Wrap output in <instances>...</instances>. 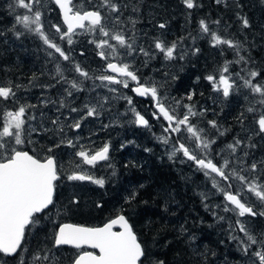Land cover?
<instances>
[{"label": "snow or ice", "instance_id": "obj_1", "mask_svg": "<svg viewBox=\"0 0 264 264\" xmlns=\"http://www.w3.org/2000/svg\"><path fill=\"white\" fill-rule=\"evenodd\" d=\"M53 2L58 6L62 17V23L49 25V28L57 34L54 39L66 41L71 45L78 30L91 35L92 39L88 42L95 46L97 55L104 61V74L95 76L94 79L105 86L113 85L110 89L113 93L118 91V86L129 88L130 82H134L136 87L131 89L132 92L141 97H151L155 101L157 111L153 112L152 116L167 122L163 128L165 135L160 139L165 145L172 141L173 151L169 154V159L182 156L192 162L211 181L213 188L221 193L226 212H235L238 217H245L246 214L251 217L264 216V212H257L245 200V194H248L264 202V159H257L252 154L256 148V144L251 142L252 136L246 137L249 141L247 144L244 139L234 137L233 142L226 145L227 151L224 149L216 151L218 138L224 135L217 121H207V127L216 130L215 135H211L206 128L198 127L193 122V118L198 115L193 105H183L186 111L182 116L177 115L174 110H169L161 100L157 86L150 82H142L130 62L137 55L151 59L156 52L162 54L166 60H173L177 56V42L166 44L157 39L148 50L135 43L127 31V24L134 25L135 22L131 17L124 16L128 6L122 0H87L86 8L77 7L75 0H53ZM183 2L188 9L197 7L196 0H183ZM217 3H220V0H217ZM9 7L23 10V14L15 15V25H20L24 30L40 36L49 49L54 50L63 61L71 63L72 57L54 42V39H50L45 31L44 17L47 10L42 0H14ZM135 11L136 9H133V13ZM239 19L243 27H249L246 17L239 16ZM215 23L218 24L219 21ZM199 26L202 34L210 37L211 46L226 45L236 50L239 57L234 62L226 61L218 72L208 75L205 79L210 82L213 91L222 94L224 98H228L242 84L256 101L247 108V112L253 115L256 126V131L252 135L264 136V80L260 79L264 77V70H256L250 57L246 59L239 54L241 45L213 32L206 20L201 19ZM158 27L164 29L166 25L161 23ZM23 34V31H16L17 37ZM180 39L183 40V37ZM196 51L198 52L199 49ZM52 55L53 53L49 52V56ZM179 58L183 59V56ZM232 63H243L245 65L242 69L243 74L230 71L229 65ZM72 67L78 75L76 79L68 80L63 75L60 65H56L57 83L63 82L66 85L64 91L68 97L73 95V90L79 92L84 90L78 82L79 78L82 77L84 80L93 78L79 63L73 64ZM20 87L14 82L0 81V105H11L10 108L0 107V254L4 256L19 255L26 229L38 223L49 206L53 205L56 182L60 179L53 153L55 148L65 142L61 139L60 143L53 142L52 147L41 149L47 153L44 156L21 147L26 142V134L37 129L29 127L35 117L29 118L27 115L35 106L20 102L17 95ZM192 98L193 94L190 93L187 99L191 101ZM107 99L104 98L105 101ZM126 102L130 106L129 111L134 113L135 123L148 127V119L135 110L132 98L127 97ZM176 103L179 104L180 101ZM60 106H65L63 101ZM102 107L100 101H96L93 105L86 104V116L81 119L99 115L98 108ZM71 111L77 112L78 109L72 108ZM245 118L242 112L238 120L243 124ZM52 124L54 127L57 126L59 120H53ZM81 126V122L76 121L70 127L80 129ZM59 133L63 137V127L59 128ZM28 142L31 143L30 140ZM66 143L74 148L80 147L75 155L87 165H95L109 158L108 144L99 150L91 151L71 139ZM67 178L79 181L90 180L101 187L105 183L103 179H94L78 171ZM234 182L239 184L238 189ZM220 184L224 187L221 188ZM117 225L120 231L113 230ZM236 226L238 232L243 233L244 238H232L238 239L245 255L251 253L252 264H264V234H253L240 219L236 220ZM50 244L51 247L38 246L29 253L30 260L22 259L20 264H65V259L67 264H142L141 257L145 255V249L133 231L132 225L122 214L110 219L102 227L60 224ZM63 245H73L77 249L89 245L93 249H98L99 254L83 251L64 258L56 255V251ZM158 264L164 262L159 261Z\"/></svg>", "mask_w": 264, "mask_h": 264}, {"label": "flooded vegetation", "instance_id": "obj_2", "mask_svg": "<svg viewBox=\"0 0 264 264\" xmlns=\"http://www.w3.org/2000/svg\"><path fill=\"white\" fill-rule=\"evenodd\" d=\"M14 0H6L7 3V16L8 20H13L15 15L23 14V10L21 9H13L10 8L9 5L13 4ZM51 7L53 10L51 11L56 16V19L60 21V14L55 6V4L49 0ZM150 6H146L145 14L146 19L145 21H140V26L142 30L146 33L153 32L155 27V20L153 15H149L147 13V9ZM167 8V7H166ZM161 13L160 10H157ZM161 15V14H160ZM166 19V18H165ZM160 20H164L162 17ZM169 21V19H168ZM170 24V23H169ZM10 26V21H9ZM23 31L24 34L17 37L16 31ZM49 38L54 39L50 34H48L47 30L45 29ZM1 33H5L7 40H8V47L6 50V57L9 61L16 67L15 69L9 68H0V78H4L6 82H14L15 84L20 85V89L18 90V98L21 103H25L28 105H33L35 107L31 108L27 113L28 117L29 114L34 115L35 117H39V120L34 124V128L37 131L32 132L30 134H26V142L21 147L24 150H33L39 153L40 156H44L47 153L41 151V149L52 147L53 142L60 143L61 139L65 142L61 144L60 147L54 149V156L57 161L58 167V174L60 179L56 182V187L58 192V188L60 186V182H65L69 174H71L72 170L67 171V166L73 165L74 163L83 162L81 158L75 155L77 151L80 150V147H71L68 146L66 141L71 139L74 143L78 145H82L88 148L91 151H96L102 148L105 144L109 145V158L107 161H99L95 164V167L98 164H107L114 165L115 163H119L124 160V155L129 151L132 150L135 159L145 160L150 159L156 162L162 163L168 166L171 170L176 168L181 162H175L172 159H169V151H173V149L169 148V145H165L162 140L157 141L158 137H162L165 135L163 132V128L166 126V121L161 119H156L152 116V113L157 111L155 108V101L151 97H140L135 95L134 92L131 91L132 88L136 87L134 82H130L129 88H124L122 85L118 86V91L113 93L110 89L113 85L101 87V93L104 94V98L107 97V101L104 98H99V95L96 97L102 104V108H98L99 114L102 116H111L114 115L115 112H119V114L124 113L128 110L134 117V113L129 111L130 106L127 104V97H131L133 100V106L136 111H139L142 115L145 116L146 119L149 121V126L144 127L137 125L135 123V119L131 120L130 124H127L125 127V123L118 125L117 127L111 128L110 125H100L102 129H104L103 133L105 137L101 139L96 144V149H91V145L94 143L92 141V137L90 136L91 132L93 131V126L81 124L80 129H73L70 126L72 125L69 123V119L71 116L80 112L81 114H86L85 112V105H93L97 100H94V91L91 89L87 91V89L93 83H97L99 80L94 79L95 76L104 74V61H99L94 64V60L92 58L93 51L90 50L89 45H82L79 43L74 36L73 44L65 45L66 41H62L60 45L65 51L72 57L71 63L63 61L62 58L59 57L58 54L54 53V50L49 49L47 45L44 44L43 40L40 36L28 32L22 28V26L17 25V27L6 28L5 31ZM169 35V33H166ZM57 35V34H56ZM56 40V39H54ZM22 50V52L20 51ZM82 49L83 51H80ZM23 50H25L23 52ZM33 51V52H32ZM49 52H52L53 55L49 56ZM79 54V55H77ZM92 58V59H91ZM75 63H79L82 67L89 71L91 79L84 80V78H79V83H81V87H85L86 93L84 91L79 92L73 90V95L68 97L64 91L66 85L61 83H57V73H56V65L59 64L61 69L63 70V75L68 79H76L77 75L72 65ZM134 70L137 71V74L141 77L142 82L144 83H152L155 84L158 88L160 98L163 102H165V106L169 108V110H174L175 113L179 116H182L186 109L183 105L191 104L194 107V110L197 111L198 115L193 118V122L197 124L198 127H207V121L209 120H216L219 121L220 117L216 115H220V108L218 106L219 101H223L222 104L225 105L223 109L229 107L232 109L234 115L244 112L245 117L248 115L252 118V114L247 112V108L252 105V103H247L242 101V97H238L239 88L235 90L228 98H222V94H217V96L221 95L222 97H214V92L209 88L205 80V70L204 67L201 65L200 61H193L191 63H185L182 69L174 68L172 65L166 64L160 68H157L153 61L138 60L134 64ZM95 66V67H94ZM95 68V69H94ZM156 68V69H155ZM95 74H94V72ZM190 71L193 72L194 76L198 75L200 79L199 85L196 87V91L192 89L191 92L193 94V98L191 101L187 99V96L190 94L186 92L182 93H175V85L177 79L184 74H188ZM206 87V89H205ZM201 88V89H200ZM200 90L204 91L203 94H200ZM183 91V89H182ZM207 91L209 92L210 96L205 98ZM183 93H186L185 96H182ZM216 93V92H215ZM62 95V96H61ZM215 100V105L213 104V99ZM61 101H63L64 105L61 107ZM180 101L179 104L176 102ZM80 102V104H78ZM5 106V105H4ZM0 107H2L0 105ZM7 108H10L11 105H7ZM76 108L78 109L77 112H72L71 109ZM111 112V113H109ZM212 118L207 117L206 115ZM216 116V117H215ZM223 117L225 114L223 113ZM30 118V117H29ZM59 120V124L57 126H53V120ZM118 120V119H117ZM240 122L236 116H234V120L231 123L229 128H226L227 133L230 135H234L239 128L248 129L249 132H253L250 126L240 127ZM30 127V125H29ZM64 128V135L61 137L59 133V128ZM120 127V128H119ZM126 128V129H125ZM117 129V130H116ZM112 130V131H111ZM122 130V132H121ZM112 134V135H111ZM250 134V135H251ZM249 136V133H245L241 136V139L245 140V143H249L246 137ZM98 138V135L95 134L94 140ZM118 139V140H117ZM31 141L29 143L28 141ZM256 140V136L252 137V142ZM136 142V143H135ZM172 143V142H171ZM258 147L262 146L264 148V138L260 139ZM150 148V149H149ZM157 148V149H156ZM118 154L121 156L118 157ZM179 155V154H178ZM254 155V153H253ZM182 158V156H181ZM256 158H258L256 156ZM186 161V160H185ZM186 164V162H184ZM183 163V164H184ZM189 163V161H187ZM62 166H66V168H62ZM94 166V165H93ZM177 169V168H176ZM104 170V174L106 170H111V166L106 167ZM121 173V172H120ZM107 175V174H106ZM105 175V179H107ZM237 188V187H236ZM238 189V188H237ZM107 189H105L106 191ZM104 191V190H103ZM211 207H219L221 205V201H208L206 198H203ZM222 200V198H220ZM245 200L254 207L257 212H261L263 207L264 211V203L259 200H251L248 195H245ZM225 203V202H224ZM120 210V207L114 208L113 212L114 215H109L104 218L101 222H94L87 226L89 227H100L104 223L108 222L110 219L115 218L117 215L122 214L121 212H117ZM125 211L132 212L129 209H125ZM234 215L235 212H232ZM124 215V214H122ZM237 215V214H236ZM125 216V215H124ZM45 217V213L39 219L37 223L38 227H43L44 223L42 220ZM126 217V216H125ZM126 218L129 220V223L133 227V231L137 234L138 239L140 240L142 247L144 242H149L148 237L144 234L141 226L139 217L135 215L134 222L131 219ZM245 217H249L250 219H258L259 215L256 217H251L246 214ZM68 222V221H65ZM135 222L137 226L135 227ZM73 223V222H72ZM78 224V223H76ZM84 225V224H82ZM114 231H118V227H114ZM68 248H72L74 252V256L83 252V251H92L98 254L99 252L97 249H93L91 247H82L80 249L73 248L70 246H64ZM149 256H154V254H149ZM8 257V256H5ZM10 257V256H9ZM145 255L141 257V261H143Z\"/></svg>", "mask_w": 264, "mask_h": 264}, {"label": "trees", "instance_id": "obj_3", "mask_svg": "<svg viewBox=\"0 0 264 264\" xmlns=\"http://www.w3.org/2000/svg\"><path fill=\"white\" fill-rule=\"evenodd\" d=\"M139 1H143L144 5ZM160 1L134 0L130 2V7L137 10L145 5H160ZM196 4L197 7L192 9H188L184 2L180 6L182 11L188 12L191 23L204 19L208 23L219 21L228 24L231 31L235 26L241 27L240 41L248 47L254 46L251 48L250 57L251 60H255L259 50L264 47V0H220V3H217V0H196ZM171 8L175 7L170 4L160 14L167 19L174 17L175 12ZM239 16L248 19L249 27H243ZM6 28V21L0 18V33ZM191 32L189 30V33ZM3 51L0 47V68L15 69L16 67L5 56L6 53H1ZM216 52L219 53L218 50ZM209 55L210 57H205L201 63L206 68L210 66V58L216 59L214 53ZM219 59L232 60L233 57L229 51L224 50L221 58L217 57V61ZM261 66L264 67V63ZM199 80L198 75L194 76L192 71L181 75L176 81L175 93L189 94L192 89L196 91ZM204 91L200 90V94ZM224 114L222 122L226 128L230 127L234 116L236 118L239 116V113L234 115L230 108L224 109ZM120 156L121 154H118V157ZM110 173L113 176L109 180H104L103 187L85 185L101 192L87 197L84 208L81 206L84 202L80 197L74 196L78 203L69 202V208L78 207V211H72L74 214L60 217L54 215V209L58 203H62L55 189L53 205L45 212V220L48 221H45L43 227H38L37 223L29 226L22 247H30L32 240L35 237L38 239L40 235L49 236L50 245L49 242L59 223L68 221L89 225L101 222L107 216L115 214L113 210L117 205L120 207L117 212L129 216L132 222L135 215L139 217L140 226L149 239L147 243L156 248L153 264H158L159 261H163L164 264H252L247 258L250 254L245 255L239 246L238 239L241 235L233 221L228 220L225 213L210 207L199 195L201 187L200 184H196L198 174L192 175L191 171L187 173L176 168L171 170L168 166L150 159L145 162L136 160L132 150L124 155L123 161L113 165ZM92 189L91 193H95ZM65 201L67 202L66 196ZM126 208L132 212L125 211ZM55 216L58 217L57 221L50 224ZM143 248L145 249L144 244ZM56 253L64 258L74 256L73 249L64 246H60ZM250 259L253 260V257L250 256ZM18 262H20L18 255L5 257L0 254V264ZM141 262L147 264L145 259Z\"/></svg>", "mask_w": 264, "mask_h": 264}, {"label": "rangeland", "instance_id": "obj_4", "mask_svg": "<svg viewBox=\"0 0 264 264\" xmlns=\"http://www.w3.org/2000/svg\"><path fill=\"white\" fill-rule=\"evenodd\" d=\"M42 2L44 4L45 9L47 10L45 13V17H44L45 29L47 30L48 34H50L52 37L57 36L56 33L54 32V30L49 28V25L53 24V23H60V21L57 20L54 13L51 12L53 10V8L51 7L49 0H42ZM122 2L126 3L128 6L127 9L124 11V16L126 18L131 17V19L135 22L134 25L132 23L127 24L128 35L131 37V39L135 43L139 44L140 46H142L146 50H148L152 47L153 41L157 40V39L164 41L166 44H171L174 41L177 42V56L173 60H170V61L166 60L162 54H160L159 52H156L155 56L151 59L144 57L143 55H137L134 59L130 60V62L132 64H134L138 60H144L145 62L153 61L157 68H160L162 66H165L166 64H169V65H172L174 68L182 69L183 65L185 63H191L193 61H200L201 63H203L204 60H202V59H205V57H210L209 54L214 53L216 55L215 56L216 59L212 60L210 58V61H209L210 66L208 68L204 67L203 64H201L205 70V77H207L210 74L218 72V70L220 68H222V66L224 65V63L226 61H233L234 62V61L239 59V57L236 54V50L228 48L226 45H218L216 47L211 46L210 37H207L204 34H202V32L200 30L199 21L201 19H199V21H197V22L194 21L191 23L190 18L188 16V12L182 11V9H181L182 7H180V6H181L183 0H161L160 5L151 4V6L147 9V13H149V15H151V14L153 15L154 20H155V27L157 26V28H154L153 32L151 31L149 33L144 32L142 30V27L140 26V23H139L140 21L143 22V21L147 20L146 14H145L146 5L142 8L137 9L135 11V13H133V9H135V8L130 7V2H134V0H122ZM75 3H76V6L79 8H86L87 7V0H75ZM139 3L143 4V1H139ZM170 4H172L175 7L173 9L171 8V10L175 12L174 13L175 16L174 17L172 16L168 21V19L166 17H164L163 15H160V13L157 10H160L161 12H163L164 8L168 7V5H170ZM6 8H7L6 0H0V18L4 19L6 21V25H7L8 29L11 28V25L13 27H17V25H15V19H14L15 17L13 18V20H8L9 18L7 16V9ZM161 17L164 20H160ZM9 21H10V26H9ZM161 23H164L166 25V27L164 29H160L158 27V25ZM209 26L213 32H216L221 37H223L225 39H231L234 42L239 43L241 45L240 50H239V54L244 56L246 59L250 57L251 48H253L254 46L252 45L251 47H248L247 45H244L243 42L240 41V36L242 34V28L241 27L235 26L233 31H231L228 24L226 25V24H222L220 22L218 24L214 23V22L209 23ZM189 30L192 32L189 33ZM166 33H169V37ZM182 37H183V40L180 39ZM76 38H78L77 40L79 41L80 44L90 46L89 49L93 51L92 58L94 60V64H96V62L102 61L99 58V56L97 55V49L95 48V46L88 42L89 40L92 39L91 35L87 34L86 32H82V31L78 30ZM73 39H74V37H73ZM54 42H56L59 45L62 44V41H60L59 39L54 40ZM8 44L9 43H8L6 34L0 33V47L2 48V50H4L1 53L4 54L6 52ZM65 45H68L67 42L65 43ZM196 49H199V51L197 52ZM79 50L83 51L82 49H79ZM216 50H218L219 53L216 52ZM224 50L229 51L231 53L233 59L232 60L219 59L217 61V57L221 58L222 52ZM20 51L22 52L21 49H20ZM24 51L25 50H23V52ZM77 55H79V54H77ZM180 56H183V59H180L179 58ZM251 62H252V65H254V67L256 68V70H264V67L261 66L264 63V47L259 50V55H257L255 57L254 61L251 60ZM229 67H230V71H232L233 73L243 74L242 69L245 68V65L243 63H239V64L232 63L229 65ZM94 74H95V72H94ZM260 79L264 80V77H261ZM0 81L6 82L4 78H0ZM204 82L207 85H209V88L211 90H213L212 85L210 84L209 81H207L205 79ZM101 87H103V84H101V82L98 81L97 83H93L92 85H90V87L87 89V91H89L91 89L94 91V94H95L94 100L99 101L98 99H96V97L98 95H99L100 99L104 98V94L101 93ZM82 88L84 89L83 90L84 93H86L85 87H82ZM234 92H235V90L233 91V93ZM213 94H214L215 98L216 97H222L221 95L217 96L218 93L214 92ZM209 96H210V94L207 91L205 98L207 99V97H209ZM237 96L242 97L243 102L252 103V104L256 103V101L253 100L252 97L249 95L248 90L246 88H244L242 84L239 87V94ZM215 98L213 99L214 105H215V100H216ZM222 98H224V97H222ZM224 99H226V98H224ZM222 102L223 101H219V103H218V106L220 108V115L219 116L216 115V116L220 117V119H219V121H217V123L220 126V131L224 132V135L219 136L217 145L215 146L216 151H220L222 149L227 151L226 145H228L229 143H232L234 137H238L241 139V136L244 135L245 133H249V135L251 134V132H249L250 130L242 129V128H239L238 131L234 135H230V133H227V131L225 129L226 126L222 122L223 113H224L223 107L225 106L222 104ZM78 104H80V102ZM1 106L6 107L4 105H1ZM227 108H229V107H226V109ZM109 113H111V112H109ZM85 116H86V114H81L80 112H78V113L71 116V119H69V123L74 124L76 121H80L81 124L93 126L94 132H91L90 136L92 137V141L94 142L91 145V149H94V150L96 149L95 143L97 141L99 143V141L105 137V135L103 133L104 129H102L100 125H105V126L110 125V126H112L111 128H114V127H117L118 125L125 123L124 125L127 126V124L131 123L130 121L132 119L133 120L135 119V116L133 117V115L131 113H129L128 110H126L124 113H121V114H119V112L116 111L115 114L111 115V116H107V115L102 116L99 114L97 116L86 117L85 119H81L82 117H85ZM206 116L209 118H212V116L210 117L209 114H207ZM29 117L31 118V117H35V116L32 114H29ZM38 120H39V117H35V119L32 120L30 123V128H34V124H40V123H36ZM239 125H240V127L250 126L253 130L252 134L256 131V126L254 124L253 115H252V118H250L247 115L245 120H244V123L243 124L240 123ZM206 129L209 132V134L215 135L216 130L210 129L208 127H206ZM121 132H122V130H121ZM95 134L98 135V138L96 140H94ZM252 134H251V136L253 137L254 135H252ZM160 138L161 137H158L156 140L159 142V141H161ZM262 138H264V136H256V140H254V142H253L256 144V148L253 150V153H254L255 157L256 156L258 157L257 159H264V148L262 146H260V148L258 147V145H260L259 141ZM171 142L172 141H170L168 145H169L170 149H173ZM189 143H191V141H189ZM170 153H171V150L169 151V154ZM185 160L186 159L183 157L182 158L181 157L180 158L173 157L174 163L175 162H181L182 163V164H179L178 166H175L177 169H179L181 171L183 170L187 173L189 171H191L192 175L198 174L197 175L198 179L196 181V184H200V187H201L200 191L201 192L199 195L202 198H206L208 201H210V200L215 201V202L218 200L221 201V205L219 207H216V208L212 207V208L218 209V210H220V212L226 213L225 216L227 217V219L233 221L235 226H236V220L240 219L241 222L245 223L246 227L253 234H255V235L264 234V216H259L258 219H250L249 217H238V215H236V214L234 216L230 211L226 212L224 210V207H223V204L225 201H224L221 193L213 188L211 181L207 177H205L203 175V173L199 169H197L194 164H192V162L189 161V163H187V160L186 161ZM184 162H186V164ZM109 166H111V168L113 167V165H111V164L109 165V163H107V164L101 163L95 167V165L94 166L93 165H87L84 162H79V163H74L73 165L67 166V168H68L67 171L72 170L71 174L73 172L78 171L84 175H90L94 179H103V180L105 178V175L107 174L106 177H107V180H109L113 176V174L110 173V170H106L105 174L103 173L104 172L103 169H105L106 167H109ZM62 168L65 169L66 166H62ZM71 174H69V175H71ZM199 178H201V179H199ZM66 179L67 180L65 182H62V181L60 182V186L58 188V195L61 197L60 200H62L61 201L62 203H58V206L54 209V215H57L59 217L61 215L74 214V213H72L73 210L78 211V207L69 208L70 207L69 202L75 201V199H74L75 195H78L80 197V200H82V202H84L83 205H81L84 208L85 202L87 201V197H89L91 194H98L101 192V191H96V190L92 189L93 187H88V186L85 187L86 184H89V185L92 184L94 186L101 187L100 185L95 184L93 181H90V180H84V181L69 180L68 178H66ZM234 184L236 185L237 188L240 187L238 183L234 182ZM220 187L223 188L224 185L220 184ZM91 189L94 190L95 193H91V191H90ZM64 196L67 197V202L66 201L64 202ZM248 197H250L251 200H256V198L253 196L248 195ZM220 198H222V200ZM117 207L118 206L116 205L115 208H117ZM261 212H264L263 207L261 209ZM45 218L46 217H44L43 222L48 221V220H45ZM57 219H58V217L55 216L54 219L50 222V224H53L54 222H56ZM136 226H137V224L135 222V227ZM236 228H237V226H236ZM239 234L241 235L240 239L244 238L243 233H239ZM48 237H46V236L43 237L40 235L38 237V239H36V237H35V239H33L34 241L32 240L30 247H28V246L22 247V250L19 251V255H18L20 261L22 259L30 260L29 253L31 251H34L38 246L51 247V244L50 245L48 244ZM144 245H145V258L147 260L146 263L147 264H153V260H155V257H156V254H155L156 248L154 247V245H150V244L145 243V242H144ZM254 250H255V248H253V251ZM149 254H154V256H149ZM249 254L251 256V253H249ZM56 255H57V253H56ZM250 256L247 257L249 260L248 262L252 263L253 260L250 259ZM18 264H20V262H18Z\"/></svg>", "mask_w": 264, "mask_h": 264}, {"label": "water", "instance_id": "obj_5", "mask_svg": "<svg viewBox=\"0 0 264 264\" xmlns=\"http://www.w3.org/2000/svg\"><path fill=\"white\" fill-rule=\"evenodd\" d=\"M52 2H53V0H51ZM54 3V2H53ZM56 6V5H55ZM57 7V9H58V6H56ZM58 11H59V9H58ZM59 14H60V19H61V22H62V17H61V13H60V11H59ZM135 88V87H134ZM136 95V94H135ZM141 97V96H140ZM114 219V218H113ZM63 223H69V224H76V223H72V222H62V223H60V224H63ZM107 223V222H106ZM60 224H58V225H60ZM105 224V223H104ZM103 224V225H104ZM78 225H82V224H78ZM102 225V226H103ZM83 226H86V227H89V226H87V225H83ZM102 226H100V227H102ZM116 227H118L119 228V230L118 231H120L121 229H120V227L117 225ZM58 230V226H57V228H56V231ZM63 246H70V247H73V248H75L73 245H63ZM82 247H90L89 245H84V246H82ZM97 251H98V249H97ZM99 252V251H98ZM99 254V253H98Z\"/></svg>", "mask_w": 264, "mask_h": 264}, {"label": "bare ground", "instance_id": "obj_6", "mask_svg": "<svg viewBox=\"0 0 264 264\" xmlns=\"http://www.w3.org/2000/svg\"><path fill=\"white\" fill-rule=\"evenodd\" d=\"M169 37V35H168ZM160 60V59H159ZM242 66V65H241ZM156 69V68H155ZM244 113V112H243ZM216 117V116H215ZM117 126V125H116ZM126 127V126H125ZM120 128V127H119ZM126 129V128H125ZM117 130V129H116ZM118 140V139H117ZM223 142V141H222ZM136 143V142H135ZM150 149V148H149ZM157 149V148H156ZM195 170V169H194ZM203 179V178H202ZM209 181V180H208ZM212 191V190H211ZM213 192V191H212ZM222 197V196H221ZM217 213V212H216ZM226 214V213H225ZM229 215V214H228ZM233 219V218H232ZM224 225V224H223ZM228 226V225H227Z\"/></svg>", "mask_w": 264, "mask_h": 264}]
</instances>
